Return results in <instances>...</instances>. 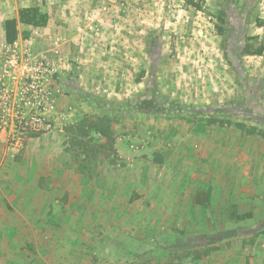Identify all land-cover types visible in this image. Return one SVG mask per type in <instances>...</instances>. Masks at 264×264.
Instances as JSON below:
<instances>
[{"label":"rangeland","instance_id":"374dc122","mask_svg":"<svg viewBox=\"0 0 264 264\" xmlns=\"http://www.w3.org/2000/svg\"><path fill=\"white\" fill-rule=\"evenodd\" d=\"M263 44L264 0H0V264H264Z\"/></svg>","mask_w":264,"mask_h":264},{"label":"trees","instance_id":"16d2710c","mask_svg":"<svg viewBox=\"0 0 264 264\" xmlns=\"http://www.w3.org/2000/svg\"><path fill=\"white\" fill-rule=\"evenodd\" d=\"M220 20L224 23L225 20L220 18ZM49 22V15L46 11L42 9L40 5L37 6H28V7H21L18 10V17L17 18H10L6 19L3 23V30H4V42L6 45L11 46L14 45L19 37L20 34L23 35L24 38L28 37V34H24V32H20V26L24 28H43L48 25ZM220 35H223L225 28H219ZM264 52V44L257 48L254 51H249L248 53L254 55H262ZM211 192L206 189H197L193 195V203L197 206L205 207L210 204L211 202ZM228 218L235 222H242L245 220L253 219L252 211H244L238 204H232L228 211ZM243 232H236V233H228L226 235H217L213 234H201L198 236V239H211L214 243L222 241L232 236H237L242 234ZM203 237V238H202ZM195 246H199L200 243L194 244Z\"/></svg>","mask_w":264,"mask_h":264},{"label":"built area","instance_id":"2783aa9c","mask_svg":"<svg viewBox=\"0 0 264 264\" xmlns=\"http://www.w3.org/2000/svg\"><path fill=\"white\" fill-rule=\"evenodd\" d=\"M13 62H15L14 59L10 61V63H12V64H13ZM35 93H36V90H35ZM7 104H8V97L0 94V115L2 117L6 116V113L3 111L6 110ZM0 121H1V123H3V120H0Z\"/></svg>","mask_w":264,"mask_h":264},{"label":"crops","instance_id":"0c3cea01","mask_svg":"<svg viewBox=\"0 0 264 264\" xmlns=\"http://www.w3.org/2000/svg\"><path fill=\"white\" fill-rule=\"evenodd\" d=\"M3 37H4V30H3Z\"/></svg>","mask_w":264,"mask_h":264}]
</instances>
